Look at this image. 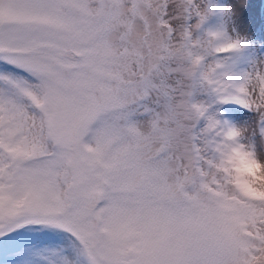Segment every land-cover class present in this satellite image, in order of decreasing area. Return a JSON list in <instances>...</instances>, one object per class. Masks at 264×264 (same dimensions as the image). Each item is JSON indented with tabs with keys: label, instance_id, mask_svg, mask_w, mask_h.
Segmentation results:
<instances>
[{
	"label": "snow or ice",
	"instance_id": "snow-or-ice-1",
	"mask_svg": "<svg viewBox=\"0 0 264 264\" xmlns=\"http://www.w3.org/2000/svg\"><path fill=\"white\" fill-rule=\"evenodd\" d=\"M216 12L0 0V264H264V196L229 163L264 152L222 111L264 137V62L236 66Z\"/></svg>",
	"mask_w": 264,
	"mask_h": 264
},
{
	"label": "rangeland",
	"instance_id": "rangeland-1",
	"mask_svg": "<svg viewBox=\"0 0 264 264\" xmlns=\"http://www.w3.org/2000/svg\"><path fill=\"white\" fill-rule=\"evenodd\" d=\"M211 3L217 12L204 25L205 30H223L232 39H241L245 47L233 57L239 69L250 68L253 63L259 62L256 54L264 53V0H206ZM226 10V11H221ZM222 111L235 125L242 119L240 127L249 129L247 139L243 143H252L257 152H264V137L255 129V114L237 104H226ZM45 239V238H41ZM21 242H26L21 238ZM53 243L59 242L54 239ZM33 264H43L36 259Z\"/></svg>",
	"mask_w": 264,
	"mask_h": 264
},
{
	"label": "clouds",
	"instance_id": "clouds-1",
	"mask_svg": "<svg viewBox=\"0 0 264 264\" xmlns=\"http://www.w3.org/2000/svg\"><path fill=\"white\" fill-rule=\"evenodd\" d=\"M235 135L229 133V136ZM229 163L234 175L243 177L246 189L254 195L264 196V160L253 159L246 151L232 149Z\"/></svg>",
	"mask_w": 264,
	"mask_h": 264
},
{
	"label": "bare ground",
	"instance_id": "bare-ground-1",
	"mask_svg": "<svg viewBox=\"0 0 264 264\" xmlns=\"http://www.w3.org/2000/svg\"><path fill=\"white\" fill-rule=\"evenodd\" d=\"M256 57L259 59V62H257V63L264 62V53L260 54V52H258L256 54ZM237 123H238L237 126H241L242 123L245 124V122H242V119L240 121H238Z\"/></svg>",
	"mask_w": 264,
	"mask_h": 264
}]
</instances>
